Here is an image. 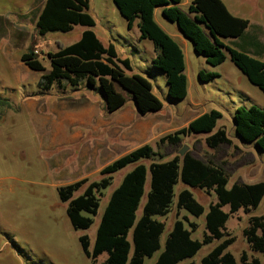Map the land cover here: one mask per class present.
Returning <instances> with one entry per match:
<instances>
[{"label":"trees","instance_id":"trees-1","mask_svg":"<svg viewBox=\"0 0 264 264\" xmlns=\"http://www.w3.org/2000/svg\"><path fill=\"white\" fill-rule=\"evenodd\" d=\"M113 1L126 20L128 30H132L137 23L140 39L152 42L156 51L151 62L152 69L166 76L168 95L173 101H181L188 96L186 61L181 46L156 21L157 9H162L164 19L178 26L184 37L192 42L195 52L203 56L210 66L222 65L229 55L243 75L264 93V62L226 43L242 38L250 28V21L231 14L222 0H193L187 11L179 7L182 0ZM89 8L90 0H45L36 21L40 35L68 33L76 26L88 29L77 42L47 54L49 71L33 51L21 56L22 63L31 71L42 73L39 86L44 91H50L56 85L63 88L64 84L78 87L87 83L85 88L88 90L99 85L109 113L126 105L128 98L124 92L131 95L143 116L160 112L164 105L154 94L152 82L142 74L134 73L130 58H121L113 43L105 46L101 42L91 29L96 26V21ZM217 76L200 71L198 79L205 83ZM5 103L7 100L0 99V105ZM221 117L217 110L204 113L188 127L162 137L158 143L178 145L183 137L209 134L206 138L209 148L231 145L225 129L213 133ZM234 124L243 143L254 144L264 152L263 109L255 105L239 107L234 114ZM157 157L162 159L152 145L146 144L103 168L101 180L88 184L81 195L74 197L88 183V179L59 188L60 200L68 203L67 214L73 228L87 230L99 215L100 196L112 185L114 174L136 164L111 194L97 228L93 249L90 250L89 236L79 238L83 252L92 263L98 264V258L107 254L100 264H145L147 258L160 252L155 264H179L192 259L205 245L217 240L221 243L202 259L201 264H261L258 258L250 259L246 252L238 262L227 251L235 238L225 239V232L230 215L240 210L249 213L259 207L264 199V182H237L228 188L229 175L223 163L203 161L190 152L166 162L155 161ZM142 160H151L152 163L149 167L138 164ZM148 175L150 189L138 219L137 212L146 194ZM180 181L190 188L214 193L217 202L210 204L205 215L206 232L202 240L192 238L197 225L184 218L175 222L162 249L165 224L157 218L171 212L175 187ZM225 207H229V213L224 210ZM177 208L196 218L206 212L188 189L179 193ZM244 236L252 251L264 254V217L252 216Z\"/></svg>","mask_w":264,"mask_h":264},{"label":"rangeland","instance_id":"rangeland-1","mask_svg":"<svg viewBox=\"0 0 264 264\" xmlns=\"http://www.w3.org/2000/svg\"><path fill=\"white\" fill-rule=\"evenodd\" d=\"M224 1L240 18L249 20L251 24L264 26V0ZM44 2L45 0H0V99L7 100L5 105H0V264H93L83 252L79 238L89 236L90 250L93 249L97 228L111 194L136 164L114 174L112 185L100 196L101 206L95 223L87 230L74 229L67 214L68 203L60 200L58 190L61 186L58 185V168L52 160V152L42 144L44 130L40 127L39 117L43 113L44 104L37 111H31L24 105L27 100L35 97V101L43 103L47 97H58L64 92L57 85L50 91L41 89L39 82L42 73L31 71L22 63L21 56L33 51L49 71L47 54L77 42L88 28L76 26L68 33L50 32L45 36L40 35L36 21ZM186 2L187 0H182L179 6L182 10L187 9ZM89 13L96 21V26L91 29L96 31L99 38L107 46L113 43L121 58H130L134 73L142 74L152 82L154 94L164 105L162 111L155 113L159 116L157 118H174L171 125L174 129L186 123L195 113L200 115L217 110L222 114L213 133L225 129L232 141L231 145L211 149L206 145L209 134L183 137L178 145L168 142L159 144L160 138L152 146L162 159L157 157L155 161H170L179 156V152L187 145L188 152L195 158L224 164L229 175L228 188L237 182H264V152L254 144L242 143L234 127V114L239 106L252 104L264 110V93L248 81L229 55L222 65L212 67L203 56L193 54L191 47L190 62L186 70L188 96L184 100L173 101L168 95L166 76L152 69V51L137 42V23L132 30H128L127 22L113 0H90ZM158 19L167 29L176 26L165 20L161 13L158 14ZM256 57L264 62V54ZM199 71L218 76L203 83L198 80ZM83 86L87 87V83ZM81 90L82 85L69 86L66 94ZM88 91L101 95L99 85ZM124 93L128 99L131 98L129 93ZM151 163V160H142L138 164L149 167ZM101 178L100 174L87 177L88 183L74 197L81 195L88 184ZM149 189L150 175L147 178L145 197L137 212L138 219L142 215ZM184 189L190 190L205 207L203 216L196 218L177 208L178 195ZM216 202L214 193L208 194L204 190L190 188L180 181L175 187L171 212L165 217L157 218L165 224L162 249L175 222L184 218L197 225L192 238L202 240L206 232L205 215L210 204ZM224 210L229 213V207ZM252 216L264 217V199L257 209L249 213L240 210L230 215L225 239L234 237L235 242L227 251L238 262L243 252H246L250 259L258 258L264 264V254L252 251L244 236V230L249 226ZM186 226L189 228L187 224ZM129 238L131 240V234ZM220 243L221 241L216 240L205 245L195 257L179 264H201L202 259ZM159 254L160 252L147 258L145 264H155ZM106 258L107 254L100 256L98 264L103 263Z\"/></svg>","mask_w":264,"mask_h":264},{"label":"crops","instance_id":"crops-1","mask_svg":"<svg viewBox=\"0 0 264 264\" xmlns=\"http://www.w3.org/2000/svg\"><path fill=\"white\" fill-rule=\"evenodd\" d=\"M192 1L187 0V9L183 11L188 10ZM222 1L231 14L239 17L231 11L226 1ZM159 13L162 15V9L156 10V21L181 46L187 70L191 47L193 54L197 55L194 46L176 24L173 29L165 28L158 19ZM96 35L99 38L97 33ZM137 40L152 51V60L156 56L152 42L141 40L140 32H137ZM101 42L107 46L102 40ZM226 43L259 59L256 56L264 54V26L251 24L242 38L228 40ZM195 73L196 71L193 74ZM68 87L64 84L63 88H59L63 94L58 97L46 96L43 103L35 101L37 97L24 103L31 111H37L41 104H44L43 113L39 117L40 127L44 130L42 144L52 152V160L58 168V185L61 187L100 174L101 170L113 161L141 146L153 145L160 138L188 127L194 119L203 115L195 113L186 123L172 129L174 118H157L159 116L155 113L143 116L138 112L132 97L124 107L109 113L102 95L90 93L83 85V90L66 94ZM251 106L253 105H245L247 108Z\"/></svg>","mask_w":264,"mask_h":264},{"label":"water","instance_id":"water-1","mask_svg":"<svg viewBox=\"0 0 264 264\" xmlns=\"http://www.w3.org/2000/svg\"><path fill=\"white\" fill-rule=\"evenodd\" d=\"M117 7V6H116ZM180 30V29H179ZM181 32V31H180ZM182 33V32H181ZM186 38V37H185ZM187 39V38H186ZM190 41V40H189ZM191 42V41H190ZM192 43V42H191ZM133 102L135 103V101L133 100ZM136 105V103H135ZM136 108H137V105H136ZM138 110V108H137ZM138 112L140 113V111L138 110ZM141 114V113H140ZM235 126V124H234ZM236 135L238 137V139L243 143L242 139L238 136L237 132H236ZM189 151V147L186 145L182 148V150L179 152V156L180 157H184L186 155V153Z\"/></svg>","mask_w":264,"mask_h":264}]
</instances>
